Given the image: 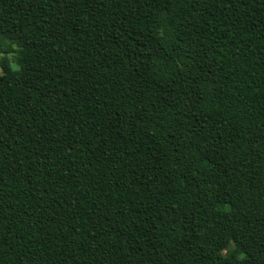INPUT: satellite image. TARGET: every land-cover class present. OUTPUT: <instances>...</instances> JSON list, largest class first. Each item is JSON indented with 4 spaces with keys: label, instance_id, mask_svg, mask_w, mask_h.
<instances>
[{
    "label": "trees",
    "instance_id": "trees-1",
    "mask_svg": "<svg viewBox=\"0 0 264 264\" xmlns=\"http://www.w3.org/2000/svg\"><path fill=\"white\" fill-rule=\"evenodd\" d=\"M0 264H264V0H0Z\"/></svg>",
    "mask_w": 264,
    "mask_h": 264
},
{
    "label": "rangeland",
    "instance_id": "rangeland-1",
    "mask_svg": "<svg viewBox=\"0 0 264 264\" xmlns=\"http://www.w3.org/2000/svg\"><path fill=\"white\" fill-rule=\"evenodd\" d=\"M4 58L7 59L8 62H9L11 65H13V66L16 65L15 54H14V53H3V54H0V73L3 72V71H2L3 69H2V67H1V62H2V60H3Z\"/></svg>",
    "mask_w": 264,
    "mask_h": 264
}]
</instances>
